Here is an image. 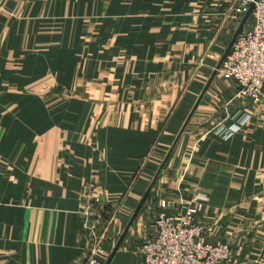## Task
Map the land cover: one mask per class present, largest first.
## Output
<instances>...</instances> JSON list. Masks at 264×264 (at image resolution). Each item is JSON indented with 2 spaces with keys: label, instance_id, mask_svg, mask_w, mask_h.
<instances>
[{
  "label": "crops",
  "instance_id": "1",
  "mask_svg": "<svg viewBox=\"0 0 264 264\" xmlns=\"http://www.w3.org/2000/svg\"><path fill=\"white\" fill-rule=\"evenodd\" d=\"M234 1L5 3L0 264L106 262L99 236L114 247L145 195L239 25ZM162 201L198 205L231 264H264V102L218 75L112 264H135Z\"/></svg>",
  "mask_w": 264,
  "mask_h": 264
},
{
  "label": "built area",
  "instance_id": "2",
  "mask_svg": "<svg viewBox=\"0 0 264 264\" xmlns=\"http://www.w3.org/2000/svg\"><path fill=\"white\" fill-rule=\"evenodd\" d=\"M253 0H235L233 19L240 24ZM252 25L246 28L230 55L225 59L219 75L232 81L239 89V97L250 99L255 104L264 102V0L255 4L252 12ZM218 133L226 138L236 132L231 128ZM153 234L143 241L140 255L135 264H231L233 249L229 243L209 242V234L200 220L201 208L198 205L180 210L169 209L167 202L160 203ZM105 234V233H104ZM104 234L94 255L108 257L113 248L105 244ZM90 264H103L95 257Z\"/></svg>",
  "mask_w": 264,
  "mask_h": 264
},
{
  "label": "water",
  "instance_id": "3",
  "mask_svg": "<svg viewBox=\"0 0 264 264\" xmlns=\"http://www.w3.org/2000/svg\"><path fill=\"white\" fill-rule=\"evenodd\" d=\"M7 1L8 0H2V2L0 4V9L3 8V6L5 5V3ZM258 1L259 0H253V2L250 4L247 13L244 15L240 24L238 25L237 29L235 30L233 38L230 41L227 49L225 50V52H224L223 56L221 57L219 63L217 64L216 68L214 69L211 77L209 78L208 82L206 83L202 93L200 94L198 100L196 101L194 107L192 108L190 114L188 115L186 121L184 122V124H183L181 130L179 131L176 139L174 140L172 146L170 147L169 151L167 152L166 156L164 157L163 161L161 162L160 166L158 167V169H157V171H156V173H155V175L151 181V184L148 187L145 195L143 196L142 200L140 201L139 205L137 206L136 210L134 211L133 215L131 216L128 224L126 225L124 231L122 232V234L118 238L117 242L115 243L114 247L112 248V250H111V252H110V254H109V256H108V258L104 264H112L113 263L115 257L117 256L119 250L121 249L123 243L125 242L127 236L129 235L131 229L133 228L137 218L144 211V209L146 207V203L150 197L152 190L154 189V187L158 183L159 179L161 178L162 173L166 169V166H167L172 154L174 153L177 145L179 144L181 138L185 134L187 128L189 127V125H190L191 121L193 120L198 108L202 104L204 98L206 97L207 93L209 92V90H210L212 84L214 83L215 79L218 77L219 71L221 70L225 59L227 58L228 55H230L236 41L240 37H243L245 35V31H246L248 21L251 18L252 12L255 8V4Z\"/></svg>",
  "mask_w": 264,
  "mask_h": 264
},
{
  "label": "rangeland",
  "instance_id": "4",
  "mask_svg": "<svg viewBox=\"0 0 264 264\" xmlns=\"http://www.w3.org/2000/svg\"><path fill=\"white\" fill-rule=\"evenodd\" d=\"M252 23H253V21H252V19L250 18L249 21H248V24H247V27H246V28H248V26L250 27V26L252 25ZM156 218H157V215H156V214L151 215V217H150V221H151L150 226L152 227V229L154 228V223H155V221H156ZM153 231H154V229L152 230V233H153ZM143 241H144V240H139V241L137 242L136 247H137V253H138V255H140V249H141V246H142V244H143Z\"/></svg>",
  "mask_w": 264,
  "mask_h": 264
}]
</instances>
